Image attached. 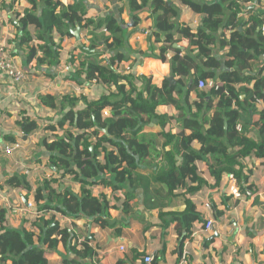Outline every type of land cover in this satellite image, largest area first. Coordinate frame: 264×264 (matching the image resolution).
<instances>
[{
	"label": "trees",
	"instance_id": "obj_1",
	"mask_svg": "<svg viewBox=\"0 0 264 264\" xmlns=\"http://www.w3.org/2000/svg\"><path fill=\"white\" fill-rule=\"evenodd\" d=\"M83 1L63 5L59 0H23L31 8L16 15L15 23L22 28L21 43L32 40L30 27L43 29L36 37L40 42L30 48L29 58L38 54L37 64L60 63L62 46L54 41L53 31L60 37L71 36L69 29L80 27L83 41L77 44V56L69 57V65L73 66L70 80H95L108 92L96 100L71 94L57 98L49 91L39 92L36 102L31 103L32 111H57L60 118L40 126V113L36 118L24 113L12 122L24 136L41 132L38 144L48 152V164L60 170L62 176L70 174L80 186V193L56 188L57 179L43 180L32 195L37 213L30 225L25 220L20 228L8 226L4 210L0 209V264H48L47 252L58 246L75 257L92 256L94 250L88 241H79V235L59 218L84 216L101 227H114L116 222L104 220L109 217L106 197L93 195L91 188L111 186L117 191L124 186L126 199L132 195L130 189L142 180L136 169L149 149L155 147L154 135L147 137L142 133L148 122L160 126L164 170L155 179L164 186L167 197L187 182L193 184L187 187L189 192L207 184L198 173L196 161L207 162L206 174L213 180L212 186L223 175L233 174L241 193L247 179L242 161L254 156L264 165V107L257 102L264 100V67L256 73H240L248 67V59L264 53L262 19L236 18L243 9L237 0H177L204 16L201 26L191 31L175 23L177 11L169 0H128L134 27L139 13L146 8L154 17V30L148 41L153 50L154 42L160 46L152 56L169 63L168 76L157 86L149 76L136 79L126 70L135 60L125 55L127 32L122 21L110 15L100 19L87 17ZM38 2L43 6L39 16L35 14ZM220 26L224 31L217 33ZM176 33L189 42L184 52L174 46ZM216 43L228 47L222 60L212 54ZM126 62L129 64L123 66ZM221 66L222 70H218ZM200 79L213 80L217 89L199 88ZM78 103L83 107L78 109ZM159 106H171L173 112L157 113ZM241 111H248V120H241ZM173 120L177 130L166 131V125ZM237 123L242 125L241 131H237ZM249 129L255 130L256 138L249 135ZM7 139L10 143L16 140L13 135ZM17 139L22 141V137ZM5 183L11 187L28 186L25 177L17 174L7 177ZM24 200L29 201V196L23 195L22 205ZM159 218L162 226L176 223L180 247L192 235L194 223L201 220L188 199L184 209L163 210Z\"/></svg>",
	"mask_w": 264,
	"mask_h": 264
},
{
	"label": "crops",
	"instance_id": "obj_2",
	"mask_svg": "<svg viewBox=\"0 0 264 264\" xmlns=\"http://www.w3.org/2000/svg\"><path fill=\"white\" fill-rule=\"evenodd\" d=\"M59 1L63 5H69L78 0ZM237 1L243 9L237 12L236 18L247 21L249 16L259 17L262 19L261 26H264V0ZM10 2L12 4L8 5ZM83 2L87 17L100 19L110 15L118 22L122 21L127 32L125 55L129 60H135L131 66H126L128 62L123 66H126V70L128 67V71L136 79L142 75L149 76L153 84L160 86L162 80L169 74V63L154 57L155 55L152 56L160 44L154 42L153 50L148 41L155 23L151 10L146 8L140 12L139 21L134 27L128 0ZM169 4L176 8L177 15L174 20L177 25L187 26L191 31L201 26L204 18L201 13L194 12L177 0H169ZM30 8L31 4L23 0H4L0 3V46L4 47L10 62L25 73V79L20 84H15L0 69V143H10L8 135H13L15 142L22 143L21 149L10 156L0 153V209L4 210L8 226L14 228H20L25 220L29 221V225L30 221H33L37 208L32 201V195L43 180L57 179L56 188L68 189L75 194L80 193V186L70 174L62 176L60 170L50 167L47 162L48 152L38 144L41 132L36 131L24 136L13 127L12 122L24 113L35 118L40 113L42 116L40 126L60 118L57 111H50L48 114L43 111L38 114L32 111L31 103L36 102L39 92L49 91L57 98L65 94L76 97L85 95L94 100L108 92L106 86L97 82L82 80L74 83L70 80L73 66L69 65V57L71 54L77 56V44L83 41L81 30L79 41H76L72 34L60 37L53 31L55 42L67 39L65 44H60L62 52L58 65L37 64L38 54L29 58L32 53L30 48H35L40 42L36 37L43 33V29L30 27L32 40L29 43H21L22 28L17 27L15 19L18 13L21 14ZM42 8V4L38 2L35 14L39 16ZM225 10L227 13L230 11ZM58 11L59 8L56 12ZM223 31L221 26L218 27L217 33ZM262 31L264 33V30ZM228 33L226 30V36ZM175 37L176 48L181 52L186 51L189 42L177 33ZM142 51L146 53L142 54ZM227 51V46L221 47L218 43L212 46V54L218 60H222ZM168 57L167 54L166 58ZM248 62V67L240 73H256L264 67V53L257 58L248 59ZM218 70H222V66ZM82 107V103L77 104L78 109ZM156 112L172 113L173 109L171 106H159ZM248 119V111H241V120ZM177 127L176 121L173 120L165 128L166 131L170 128L176 131ZM159 131L160 126L152 122L143 127L142 133L147 137L154 135L155 147L149 149L148 156L136 169V174L142 180L134 189L129 188L132 195H128L126 199L127 188L124 186L117 191L112 190L111 186L91 188L93 195L106 197L109 217H105L104 220L116 222L114 227H101L92 218L84 216L59 218L61 222L68 223V226L79 235V241H88L87 244L94 250V254L84 258L75 257L67 254L62 246H58L57 250L47 252L48 264H143V256L147 254L154 255L153 264H178L182 247L188 251L187 264H264V165L254 156L246 157L242 161V170L247 179L243 184V192L239 191L240 196L234 197L228 191L227 175H223L219 183L212 186L213 180L206 174L207 162L196 161L198 173L207 184L195 192H189L187 187L193 184L187 182L185 187L174 190L167 197L163 194L164 186L155 179L164 170V162L160 160L163 152L160 149L162 136L158 134ZM249 135L256 138L255 130L249 129ZM21 137L23 142L17 139ZM176 159L179 163L180 158ZM14 174L24 176L28 186L20 188L7 185L6 178ZM24 194L29 196V201L24 200L22 205ZM187 199L194 204L201 220L194 223L192 235L180 247L176 223L162 226L159 213L163 210H182ZM28 203L31 206H28ZM206 203H209L211 209H206ZM52 213L48 212L50 215ZM207 220L213 222L209 230L204 228ZM121 245L124 246L123 251L119 250Z\"/></svg>",
	"mask_w": 264,
	"mask_h": 264
},
{
	"label": "built area",
	"instance_id": "obj_3",
	"mask_svg": "<svg viewBox=\"0 0 264 264\" xmlns=\"http://www.w3.org/2000/svg\"><path fill=\"white\" fill-rule=\"evenodd\" d=\"M4 0H0V3ZM206 2H212L214 0H204ZM261 30H264V26L261 27ZM67 39H63L62 41H56L57 43H60L61 45L65 44ZM105 57V56H104ZM0 69L3 70L6 74V76L15 84H20L25 79V73L23 70L17 68L13 65V63L10 62V60L7 58L5 54V50L3 46H0ZM129 68L127 67V70ZM95 82V80L91 81ZM199 88L204 87H213L214 89H217V85L214 83L213 80H198L197 83ZM257 102L264 107V100L257 99ZM106 113V112H105ZM237 131H241L242 127L239 123L236 124ZM22 143L19 141L13 142V143H0V153H4L7 156H10L17 151L21 149ZM228 179V191L230 194H232L234 197H239L240 193L237 188L236 179L233 174L227 175ZM28 206H31L30 203H28ZM206 209H211L209 203L205 204ZM213 225L212 220H207V222L204 225V228L206 230L211 229ZM119 250L123 251L124 246H119ZM180 261L178 264H187L188 263V251L185 247L181 248L180 255H179ZM154 255L153 254H147L143 256V264H153Z\"/></svg>",
	"mask_w": 264,
	"mask_h": 264
},
{
	"label": "water",
	"instance_id": "obj_4",
	"mask_svg": "<svg viewBox=\"0 0 264 264\" xmlns=\"http://www.w3.org/2000/svg\"><path fill=\"white\" fill-rule=\"evenodd\" d=\"M239 29H241V28H239ZM70 32H71L72 36L75 37L76 41L80 40V27L77 26L74 29H70ZM174 46L177 47V44H174ZM167 79L171 84L174 83V80L172 79V77H168ZM105 132H106V130H105Z\"/></svg>",
	"mask_w": 264,
	"mask_h": 264
},
{
	"label": "rangeland",
	"instance_id": "obj_5",
	"mask_svg": "<svg viewBox=\"0 0 264 264\" xmlns=\"http://www.w3.org/2000/svg\"><path fill=\"white\" fill-rule=\"evenodd\" d=\"M146 129V128H145ZM38 145V144H37Z\"/></svg>",
	"mask_w": 264,
	"mask_h": 264
}]
</instances>
